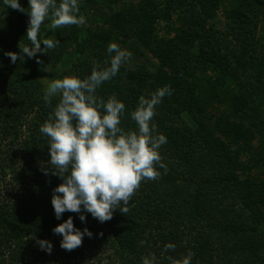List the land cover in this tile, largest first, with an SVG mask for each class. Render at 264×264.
<instances>
[{"label": "trees", "instance_id": "obj_1", "mask_svg": "<svg viewBox=\"0 0 264 264\" xmlns=\"http://www.w3.org/2000/svg\"><path fill=\"white\" fill-rule=\"evenodd\" d=\"M79 1L82 14L90 5L106 9L100 21L105 30H42L39 39L60 43L47 55L37 53L38 64L18 48L19 42L30 46L27 13L0 0V264H142L150 253L170 264L167 256L181 259L188 250L191 264H264V145L250 164L232 150H248L256 127L264 142V0ZM161 23L164 35L157 37ZM131 39L158 69L122 65L96 95L106 101L115 94L125 104L121 127L127 130L136 128L130 113L141 95L171 87L153 118L167 138L159 150L167 172L158 168L159 179L142 181L129 211L116 210L107 222L87 212L85 222L71 212L58 220L51 196L62 181L41 171L50 157L39 129L59 99L51 106L43 100L45 69L72 52L61 77L84 78L96 64L110 66V42L126 49ZM6 52L23 55V62L12 63ZM214 105L229 114L211 127L203 116ZM69 216L76 228L93 234L72 251L62 249V237L52 231ZM37 239L51 242L50 254ZM167 243L175 250L165 252Z\"/></svg>", "mask_w": 264, "mask_h": 264}, {"label": "clouds", "instance_id": "obj_2", "mask_svg": "<svg viewBox=\"0 0 264 264\" xmlns=\"http://www.w3.org/2000/svg\"><path fill=\"white\" fill-rule=\"evenodd\" d=\"M5 6L27 13L29 20L26 37L30 46L21 42L18 48L28 58L37 53L47 55L60 43L58 39H39L41 27L50 19L48 27L58 29L62 26H81L86 22L79 14L78 0H28V8H23L18 0H3ZM41 44L44 47H41ZM107 52L111 55L110 66L96 64L90 75L80 78L76 74L66 75L52 80L44 90L43 100L51 106L52 100L59 97L58 103L49 112L47 119L40 125L39 131L48 138L46 167L41 171L45 175H54L62 181L52 191L51 205L56 219L65 212L79 214L85 222L84 212L90 213L100 223L112 219L119 210L122 214L129 211L128 205L144 180L155 181L161 177L158 168L167 172L162 162L160 148L167 143L164 134L158 133L153 118L156 108L163 98L172 94L169 85H164L141 95L130 113L135 129L121 127L126 106L116 95L108 96L105 101L96 95L97 89L117 75L122 65L128 62L132 53L122 49L117 43H109ZM12 63L24 56L15 52L4 53ZM53 234L62 237L60 247L72 251L82 246L84 236L92 237L87 228L82 231L74 226L69 216L56 225ZM99 235H102L100 233ZM41 250L51 253L50 241L37 239ZM176 245L167 243L164 251H174ZM194 253L188 250L181 259L167 256L170 264H191ZM142 264H159L154 253L142 257Z\"/></svg>", "mask_w": 264, "mask_h": 264}, {"label": "rangeland", "instance_id": "obj_3", "mask_svg": "<svg viewBox=\"0 0 264 264\" xmlns=\"http://www.w3.org/2000/svg\"><path fill=\"white\" fill-rule=\"evenodd\" d=\"M23 1L25 0H18V2L20 3V5L23 7ZM60 2V0H57V4ZM79 6L82 5V1L78 2ZM6 8H10L7 7ZM84 9V8H83ZM11 11L14 12H20L17 10H13L10 8ZM1 11V9H0ZM80 15H83L86 19V22L82 25V27L84 28H89L92 31L96 30L98 28H104L105 30V26L104 24H101V20L103 18H105L107 16V11L106 9H104L102 6H98V7H93L92 5H90L88 8L85 7V11L84 14H82L81 12H79ZM93 20H98V22H94ZM221 20H223V18L221 17ZM50 19H46L41 27V31L48 28V25L50 23ZM164 25L165 24H160L157 26V30H156V36L158 37H162L164 35ZM40 31V32H41ZM41 47L43 48L44 45L41 44ZM125 48L130 51L132 53V57L131 59L126 62L124 64V66L127 67H137L139 65H144L146 66V68L150 71L155 72L158 69V63L156 60H154L151 55L149 54V52L144 49L139 42H137L135 39H131L128 41V44L125 46ZM124 49V48H123ZM50 50H48L47 52H49ZM73 58L74 55L72 52H69L63 59L62 61L56 66L55 69H51L50 67H47L45 69V75L43 78L44 81V85L47 87L48 84L54 80V79H60L61 77V73L64 72L65 70H68L73 62ZM229 114L228 108L226 106L223 105H214L212 107H209L207 110V114L204 117V120L206 122V124L208 126H213L215 125V123L218 121V119L222 116H225ZM186 121L189 124V126H192L193 128L196 126V122L189 118L186 117ZM254 137L252 139L251 145L249 147L248 150L246 149H241L238 147H234L232 148V150H237V155L238 158L243 161L244 163H253L254 161V157L253 155H255L258 151L260 146L264 145L263 142V138L261 136V132L259 128H254Z\"/></svg>", "mask_w": 264, "mask_h": 264}]
</instances>
